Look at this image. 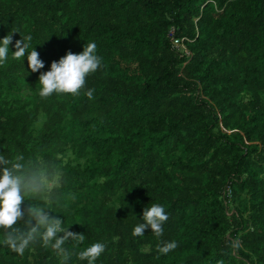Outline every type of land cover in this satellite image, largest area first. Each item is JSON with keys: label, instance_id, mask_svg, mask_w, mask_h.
Returning a JSON list of instances; mask_svg holds the SVG:
<instances>
[{"label": "trees", "instance_id": "1", "mask_svg": "<svg viewBox=\"0 0 264 264\" xmlns=\"http://www.w3.org/2000/svg\"><path fill=\"white\" fill-rule=\"evenodd\" d=\"M10 32L0 155L62 172L51 215L85 235L75 253L102 242L95 264H264V0H0V40ZM21 35L42 72L95 42L94 98H41L40 72L12 57ZM152 203L169 214L164 235L133 237ZM0 264L60 258L42 242L22 256L0 243Z\"/></svg>", "mask_w": 264, "mask_h": 264}, {"label": "clouds", "instance_id": "2", "mask_svg": "<svg viewBox=\"0 0 264 264\" xmlns=\"http://www.w3.org/2000/svg\"><path fill=\"white\" fill-rule=\"evenodd\" d=\"M12 32L19 30L12 29ZM12 32L0 40V65L8 60L9 45L13 42ZM21 37L15 41L16 51L11 52L12 57L21 60L27 56L31 71L40 72L41 98H48L53 94L80 96L82 91L89 100L94 98L95 89L85 91L87 77L104 67L95 42H87L83 51L78 54L69 50L65 56L51 63L49 71L42 72L45 64L39 58V52L35 48L28 52L32 36ZM62 182L63 174L55 164L39 159L25 160L22 154L13 159L0 155V230L3 231L0 243L22 256L31 246L42 242L43 247L50 248L60 258V264H70L73 255L81 261L86 260L87 264H95L106 251V244L96 242L75 253L74 249L83 243L85 235L70 231L64 227V220L51 215V205L60 202L58 191ZM30 199L43 201V206L30 205L25 211L23 202ZM169 218L164 205L152 203L144 209L143 222L134 227L132 235L142 237L150 227L152 234L159 239L164 235L163 226ZM21 221L24 227L20 226ZM68 243L72 244L73 250L65 247ZM178 246L175 240L161 241L157 245V252L167 255ZM230 246L238 248L240 245L238 241H232ZM217 264H224V261L219 260Z\"/></svg>", "mask_w": 264, "mask_h": 264}, {"label": "built area", "instance_id": "3", "mask_svg": "<svg viewBox=\"0 0 264 264\" xmlns=\"http://www.w3.org/2000/svg\"><path fill=\"white\" fill-rule=\"evenodd\" d=\"M169 35L171 37V41H172V44L174 47H182L183 46L182 39L179 40V39H175L173 37V30L170 31Z\"/></svg>", "mask_w": 264, "mask_h": 264}]
</instances>
